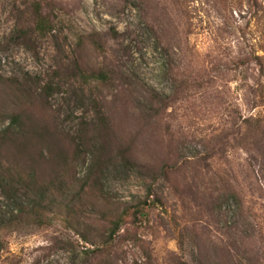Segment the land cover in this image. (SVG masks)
<instances>
[{"label":"rangeland","instance_id":"obj_1","mask_svg":"<svg viewBox=\"0 0 264 264\" xmlns=\"http://www.w3.org/2000/svg\"><path fill=\"white\" fill-rule=\"evenodd\" d=\"M36 1L52 30L25 39ZM80 66L109 78H86ZM55 71L41 130L76 148L97 101L113 153L130 147L136 165L104 166L81 230L54 217L2 227L16 210L0 192L2 261L264 264V0H0V75L40 96ZM14 106L0 89V129ZM92 155L70 163L69 183L86 177ZM150 188L161 203L149 218L135 226L126 216L110 249L90 253L100 244L81 232L106 235Z\"/></svg>","mask_w":264,"mask_h":264},{"label":"trees","instance_id":"obj_2","mask_svg":"<svg viewBox=\"0 0 264 264\" xmlns=\"http://www.w3.org/2000/svg\"><path fill=\"white\" fill-rule=\"evenodd\" d=\"M33 26L21 29L22 37L25 39L34 32L40 35L47 34L52 30L51 20L43 11L40 2L33 3ZM94 45L101 47V43L93 37H88ZM86 78L94 79L96 82L105 83L109 74L100 71L86 72ZM58 73L53 72L49 81L41 89L38 96L32 92L27 81L21 82L16 78H6L0 75V89L11 94L15 99V106L7 115L10 123L0 129V192L13 206L16 212L10 211L8 219L2 225L12 226L16 223H27L30 225H44L47 218L63 220L66 224L81 230L84 223L81 219L82 209L91 205L95 208L93 199H99L98 191H101V177L104 166L121 158L125 165H136L135 158L128 156L125 146L113 153V148L108 143L110 117L103 111L99 102H95L97 122L92 129L86 125L79 135L80 145L72 149L68 140L52 139L56 132L46 125L43 117L48 122L47 97L58 90ZM40 82V80H38ZM38 82V83H39ZM0 115H3L0 111ZM99 145L92 149L93 143ZM71 146V148H70ZM82 147V148H81ZM84 147V149H83ZM87 152H92L91 165L84 179L75 178L69 183L70 177L67 168L71 162L84 160ZM47 154V155H46ZM150 188L146 197L129 206L125 214H116L110 221V228L106 235H98L87 229L82 237L92 243H99L100 247L90 250V253H100L110 249L120 235L126 222V216L132 217L135 226L143 224L149 218V211L161 203L159 197ZM0 264H8L2 261ZM182 264H189L183 262Z\"/></svg>","mask_w":264,"mask_h":264}]
</instances>
